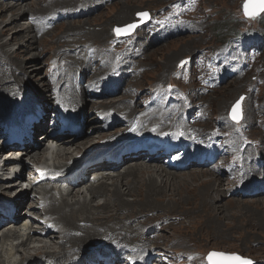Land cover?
I'll return each instance as SVG.
<instances>
[{
	"label": "bare ground",
	"instance_id": "obj_1",
	"mask_svg": "<svg viewBox=\"0 0 264 264\" xmlns=\"http://www.w3.org/2000/svg\"><path fill=\"white\" fill-rule=\"evenodd\" d=\"M54 1L56 2V6L59 5V7L67 8H55L50 13L44 12L42 14L33 10L29 11L32 8L29 6L30 0H0V11L3 13L7 12L6 15L12 14L4 29L0 28V32L3 34L0 36V124L4 123L9 115L12 116L19 112L31 110L36 105L41 107L39 113L43 116L48 115L51 111L60 114L66 108L73 110L78 108L84 110V112H88L89 110L94 115L99 112L111 114L113 122L106 127L105 131L98 132L95 130L92 132L89 128L88 134L78 141L70 139L60 143L59 150L56 154L52 155L51 161L54 165L64 168L71 160L77 162L80 160L79 157L90 159L94 154L107 150L109 146L116 147L121 145L120 148L124 150L121 162L124 164H121L122 166L117 165L115 170H108V174L102 177L104 179L97 184L98 186L91 185L85 181L79 187L72 189L67 196L61 193L60 190L58 191L59 187L57 184L45 185L43 188H41L42 186H37L36 188H41V190L35 191L34 195L33 193L31 195L22 192L17 193V190L12 191L15 188L14 184H11L3 177L1 181L3 185L0 187L5 190L2 193L12 191L11 194H4L12 199V204L20 209V212L17 214V222L15 224H6L0 230V264H79L90 258L87 256V251L90 249L124 252V254L119 253L115 255L117 264H130L129 257H131L132 261H135V264H163V260L168 255L164 253L165 248H167L166 244L160 241V238L162 239V234H160L161 229L157 230L162 224L151 223L147 217L145 219L139 217V215L144 213L142 210L138 215L128 214V220L120 216L123 210H127L131 206L124 200V196H137L136 191L140 189V183L137 182L138 179L144 180L146 177H150V180L148 179L150 186L144 191H149L151 195L157 194L158 196H162L164 195L163 187L166 186V183L168 185L171 184V181L174 182L172 178L176 176L180 177L178 176L179 174L185 173L184 175H188L191 179L194 177L193 180L200 182L202 178L205 177L206 179V176L209 177L213 174L215 178L210 177L207 182L208 184L202 185L206 190L202 194L199 193L201 197L200 201H206L207 196H210V192H225L224 196H221L225 198L228 197V193L231 191L232 196L235 198H239L241 195H234L233 192L236 188L228 184V180H231V178H228L223 171L219 170L218 165L217 168L206 169L207 172L202 170L194 172L193 169H197L198 166H188L185 169L174 170L164 163L158 162L157 159L146 161L143 158H131V155L135 152L139 154V152L145 153L147 151L152 157L159 156L153 149V145L155 144L154 139L163 135L164 138L184 142L186 154H189V157H194V150L201 151L200 149H202L215 157V163H219L226 151V149H222L221 147L224 138L218 135L217 132L220 125H216V134H213L205 126L204 121L198 119L197 110L205 101L204 97L206 95L195 97L190 91L187 94H170L163 97L162 91H159V88L157 89L156 87L149 88V95L147 96H144L145 90L139 92L138 88L135 89L134 93H130L129 87L134 82V74L140 72V67L138 66V62H136V59L141 58L140 53L137 54L131 51L119 53L115 57L113 53L119 51H114L113 48L107 50L101 47L99 50L101 52L100 56L96 58L88 56L86 52L90 47L96 48L95 43L88 41L94 35L96 29L87 28L86 22L74 27L67 26L76 20L90 17L95 11L108 5L110 1L115 0L78 1L73 7L71 6L77 0ZM54 7L51 6L50 0L46 6H42V11L44 9H53ZM156 11L157 13L160 12V10ZM130 14L128 12L122 14L123 20H119L118 18V24L126 23L124 19ZM157 16L158 14L154 15V20ZM25 17H28L27 21L22 22V19ZM178 18L186 19L187 17L178 16ZM3 20L5 19H2L0 22ZM49 20L52 21L49 23ZM190 20H194V18ZM66 21L68 23L64 26L66 31L65 41L61 44L62 48L54 51L48 60L54 63V82L51 83L47 78L41 79V76L34 79L41 68L38 64L43 53L35 55L31 53L33 45L31 47H24L22 45L23 48L21 50L11 51V54L8 51L11 41L25 42V44L32 41L37 45L38 39L48 36L50 29H54L58 24ZM20 23H23V28L20 26ZM87 23H90V21ZM18 25L21 27V30H14L15 34L13 38L9 39V41L1 40L6 35L4 34L6 31L15 29L13 27ZM50 25L52 27H49ZM182 27L183 29L180 32H183L186 27L196 29L195 25H182ZM175 28L177 27L171 26L168 29L172 30ZM199 31V28L194 32L189 31L188 36L196 37ZM29 32H33L35 35L28 34ZM107 32L110 34V31H107V28H105L96 37L100 39L102 37L105 38L109 35ZM170 33L171 31H167V29H154L152 33L147 32L144 35H137L136 33L135 39L131 43L135 46L139 40L141 51H146L151 45L166 40ZM162 35H166L163 40L161 38ZM147 42H149L148 45ZM240 45L227 46L226 50L222 52L221 56L223 58L229 56L230 59L220 70L218 80H227L226 83L240 81L237 74L242 69V65L236 60V52H243ZM186 48H191V45L186 46ZM33 50L38 51L36 48ZM28 53L32 56L31 62L34 63L32 66L29 65V62H26ZM11 57L17 58V63ZM143 60L144 58L141 61ZM167 67L168 65L165 66V68ZM75 68L81 71L82 76L85 77V83L83 81L79 82L76 79V76H74ZM168 68H171V64ZM28 69L33 70L30 75H28ZM36 80L39 82L36 83ZM130 80L131 84L128 85ZM170 85L166 88H169ZM106 90L109 93H112L110 91H113V93L116 91L115 96L110 97V95H105L104 91ZM91 93H94L92 97ZM98 94L101 95L100 98L96 97ZM152 97L154 98L153 105L145 102ZM90 113L88 112L84 117L85 120L87 119V123L96 120L94 117L88 118V114ZM248 115H250L248 112L245 113V117H248ZM48 116L50 117V114ZM100 119L103 121L102 118ZM115 119H117L116 122ZM223 121L225 120L223 119ZM135 124H137L136 129L134 128ZM94 128L97 127L95 126ZM41 129H43V126ZM134 129L136 130L135 135H131L130 132ZM1 130H3L2 127H0V132ZM181 132L183 133L182 136L180 135ZM90 136L93 139L97 137L99 141L104 139V141L102 143H97V141L92 146V150L89 149V151L83 154L84 150L89 147L86 142L81 140H84L86 137L89 139L91 138ZM41 139L35 142V145H39V148L29 147L25 150V157L20 162L23 168V178H26L28 175L38 178L35 175L34 167L25 163V160L41 162L44 156L47 155L49 149L46 147V144L39 143ZM93 139L91 141H94ZM2 140L3 135L0 133V142ZM53 141L59 142L56 139ZM233 146L234 142H231L230 146L227 147L233 148ZM1 147L2 150L6 149L4 145H1ZM217 148L222 151L217 153L219 150ZM78 149L81 150L76 152ZM15 153H19V151ZM242 158L245 173L239 186L245 187L244 184H251L260 178L263 180V145L256 148L255 152L246 150ZM13 160L14 158H10L8 160L9 164ZM104 169L97 168L93 170L90 168L91 172L94 173L92 175H101ZM8 175L7 169L5 176ZM157 176L159 177L158 181L156 180ZM255 176L258 177L254 178ZM113 179H117L116 182L119 184L124 183L125 186L123 184L124 187L116 185L115 188L109 189V184L105 181ZM214 180L216 183H214ZM217 182L219 183L218 185ZM136 184V187H132ZM143 185L145 186V184ZM172 186L177 188L175 183ZM84 190L91 195L92 200H95L100 195L105 196V194H107V198L105 201L102 200L103 202L100 204H96L92 200L88 202L87 198H83L82 196ZM56 192L58 193L56 194ZM246 192H251V195L245 194V196H249L250 198L261 200L264 196V193L254 184H252V189ZM131 193L132 195H130ZM36 194L37 196L41 195L44 197L45 206L48 208L46 214L40 212L39 205L41 200L35 196ZM19 198L24 199L22 202H19ZM114 198L117 199L119 204L113 206L111 202ZM109 206L112 209H109ZM211 208L213 210L217 209L213 206ZM25 210H28V213H25ZM113 211H116V213H113ZM30 214L41 218L47 214L55 215L57 216V224L62 225L65 231L60 233L55 230H47L49 234L46 235L44 233L46 230L45 221L43 223L34 220ZM84 215L88 216L84 217ZM80 217L84 219H80ZM75 218L78 220L77 223L74 222ZM30 219V224H27ZM125 221L130 223L131 226H128ZM137 226L138 232H136ZM141 226L143 231L140 233L139 229ZM33 228L36 230L43 229L44 231L37 233V231H33ZM37 243L40 245L37 246ZM19 248H23L24 252L27 253V256L23 257V260L16 259V256L20 254ZM164 264L166 263L164 262ZM191 264H197V261H192Z\"/></svg>",
	"mask_w": 264,
	"mask_h": 264
},
{
	"label": "rangeland",
	"instance_id": "obj_2",
	"mask_svg": "<svg viewBox=\"0 0 264 264\" xmlns=\"http://www.w3.org/2000/svg\"><path fill=\"white\" fill-rule=\"evenodd\" d=\"M49 1L30 0L29 6L32 8L29 11L33 10L43 14L44 12L50 13L55 8H67L59 7V5L56 6V2L51 0V6L55 7L42 11V6H46ZM78 1L87 2L90 0H77L71 7ZM244 2L245 0H115L110 1L108 5L95 11L90 17L76 20L67 26L74 27L86 22L88 25L86 26L87 28L92 30L96 29L94 35L88 40L96 44L95 49L88 51V55H92L91 57H95V50H100L101 47L107 50L113 48L114 51H119L120 53L134 51V53L141 54V58L136 59L140 67V72L134 74V82L132 84L131 80L128 83V85L131 84L129 87L130 93H134L135 89L138 88L139 92L145 90L144 96H147L149 95V88L156 87L157 89L159 88V91H162L163 97L170 94H187L190 91L195 97L206 95L204 97L205 101L197 110L198 119L203 120L205 126L213 134H216V125H220L217 132L218 135L224 138L221 147L222 149H226V151L225 155H222L219 163H216L214 166L198 167L193 170L194 172L201 170L207 172L206 169L217 168L218 165V169L223 171L228 178H231V180H228V184L236 188L233 192L234 195L240 194L241 196L235 198L232 196L231 191L228 193V197L225 198L221 197L222 195L224 196L225 192H210V196H207L206 201H200V194L206 190L203 186L208 184L207 182L210 177L215 178L212 173L211 176H206V179L205 177L202 178L201 182L193 180L194 177L192 179L191 177L189 178L188 175H184L185 173L179 174L178 176L180 177L176 176L177 178H172L174 182H170L172 185L175 183L177 188H174L171 184L167 185V183L163 187L165 196H158L157 194L151 195L149 191L145 192L144 190H147L148 186H150L148 184L150 177H146L147 180L138 179L137 182L140 183V189L136 191V197L124 196V200L131 206L127 210H123L120 214L121 217L128 220V214L138 215L142 210L144 213L139 215V217L143 219L147 217L151 223L162 224L157 230L161 229L160 234H162V239L160 238V241L165 243L167 247H164V253L173 255L174 253L172 251H178L175 254L176 258L179 257V254H197L198 257L202 256L201 264H206L205 256L201 253L202 251L204 253H221L228 257L238 255L241 260L252 258L257 264H264V196L261 200L245 196L246 190H248L247 187H252V184L257 186L263 185L264 179L261 180L260 178L251 184H244L245 187L239 186L245 173L242 161L244 152L246 150L255 152L256 148L261 145L264 147V89L263 86L260 90L258 89V80H263L264 82V15L254 19L245 18L242 11ZM156 10H160V12L157 13ZM145 11L150 12L151 16L156 14L158 16L155 20L153 17L151 19L152 22L150 21V23L137 30V35H144L147 32L152 33L154 29H167L171 33L166 40H163L166 35H162L161 38L163 41L161 40V43H156L151 45L148 50L141 51L139 40L135 46L131 43L135 35L127 39H119L115 36L113 29L115 27H124L137 21V13ZM125 12L131 13L124 19L126 23L118 24V18L119 20H123L122 14H125ZM6 14L7 12L3 13L0 11V21L5 19L2 21L3 23L0 22V28L2 29H4V26L12 16L11 13ZM178 16H185L187 18L182 19L178 18ZM192 18L194 20H190ZM27 19L28 17L23 18L22 22H26ZM88 21L90 23H87ZM67 23V21L62 22L54 29H50L48 36L43 39H38L39 42L37 45L32 41H29V43L26 42L27 44H25V42L20 43V41L16 42L12 40L11 46L7 49L12 54L11 51L21 50L23 48L22 45L24 47H31L33 45L34 47H31V53L35 55L43 53L38 64L41 68L34 79L40 78L41 76V79L47 78L49 81H52L54 79V67L53 63L48 60L54 51L62 48L61 44L65 41L66 31L64 26ZM182 25H195L196 29L199 28L200 31L196 37L188 36L189 31L194 32L196 29L186 27L183 32H180L183 29ZM20 26L23 28V23H20ZM20 26H15L13 27L15 29L6 31L4 33L6 35L1 40L9 41L15 34L13 32L14 30H21ZM171 26L177 28L172 30L168 29ZM105 28H107V31H110V34L107 32L109 35L105 38L102 37L104 38L103 40L102 38H97L96 35L102 33ZM28 34L35 35L33 32H29ZM1 35L3 34L0 32ZM114 37L118 39L117 43H120L122 50L119 46L115 45L114 40H112ZM108 44L110 48L107 46ZM148 44L149 42H147ZM243 44L245 45L243 46ZM189 45H191V48H186ZM235 45H240V48L243 49L242 53H239V51L236 52V60L242 65V69L237 74L240 81L226 83L227 80H218L219 74H214L216 71L214 67L217 63L220 73L224 64L230 59L229 56L223 58L221 56L222 52L226 50L227 46L231 47ZM34 48L38 49V51L33 50ZM187 49L188 51H186ZM28 54L26 56V62H29V65L32 66L34 64L31 62L32 56L30 54L28 56ZM256 54L260 55L256 58ZM11 58H14L17 63V58ZM143 58L144 60L141 61ZM23 59L25 58L23 57ZM250 59H253V62L256 64L251 65ZM170 64L171 68H168ZM166 65H168L167 68H165ZM28 70V75H30L33 70ZM75 76L79 82L83 81V76L77 68H75ZM38 82L36 80V83ZM168 85H170L169 88H166ZM104 92V94H108V91ZM93 95L94 93H91V96ZM241 97L245 98L244 119L240 123H234L230 120V110L232 105ZM145 102H151L153 104L154 98H151V101ZM88 112L90 113L89 110ZM88 112L85 111L84 116ZM247 112L250 115L245 117V113ZM99 116L92 117L97 118ZM93 125L98 127L103 126L100 122H94ZM87 138L81 140L86 142L89 147L84 150L83 154L89 151V149L92 150V146L97 141V143L104 141V139L99 141L97 137L94 139L93 137ZM92 139L94 141H91ZM231 142H234L233 148L227 147L230 146ZM41 144H46L47 147V143ZM191 144L193 143L191 142ZM80 150L78 149L76 152ZM220 151L222 150L219 149L217 153ZM150 165L157 166L155 164ZM256 177L258 176L254 178ZM158 178L157 176V181ZM116 181L117 179H113L106 180L105 182L109 184V189L115 188L116 185L120 187L125 186L124 183H122L123 186ZM159 182L161 181L159 180ZM214 183H216L215 180ZM1 185L3 183H0ZM136 186L137 184L132 187ZM2 191L0 190V197H8L4 193L11 194L12 192L7 191L2 193ZM82 196L83 198L86 197L88 202L92 200L91 195L85 190ZM106 198L107 194L105 196L100 195L92 201L100 204ZM111 203L113 206L119 204L116 198ZM211 206L217 209L213 210ZM109 209H112V207L109 206ZM17 212H20V209L17 208ZM25 213H28V211L25 210ZM113 213H116V211H113ZM86 216L88 215H84V217ZM80 219L84 218L80 217ZM74 222H78L77 218H75ZM125 222L128 226H131L127 221ZM33 229V231H36L35 228ZM64 230L60 226L59 232H63ZM139 231L140 233L143 231L142 226ZM136 232H138V226L136 227ZM36 245L39 246L40 244L37 243ZM19 251L20 254L16 256V259L23 260V257L27 256V253L24 252L23 248H19ZM87 252V256L89 257L96 255V252L99 253L98 250L96 251L94 249H90ZM116 252L122 253L117 250ZM109 254H115V252L111 250L101 255ZM217 260L220 261L219 258ZM176 261L169 258L166 260V263L179 264Z\"/></svg>",
	"mask_w": 264,
	"mask_h": 264
},
{
	"label": "snow or ice",
	"instance_id": "obj_3",
	"mask_svg": "<svg viewBox=\"0 0 264 264\" xmlns=\"http://www.w3.org/2000/svg\"><path fill=\"white\" fill-rule=\"evenodd\" d=\"M247 5H246V15L250 16V17H254L256 12L255 10L253 11H247ZM264 10V9H262ZM138 16L140 17L141 23L146 22L150 16L149 13L146 12H141L138 13ZM159 23V22H158ZM139 25L136 23L133 24H129L123 28L117 27L116 29H114L117 37L121 36V35H126V34H130L131 32H133ZM185 63V62H182ZM243 100V97H241V101ZM241 101H237V103L234 105L232 112H231V118L233 121L239 123L240 119H241ZM180 135L182 136L183 133L181 132ZM217 258L225 261V262H231V261H238L239 264H251L250 261L247 260H241L240 257L238 256H224V254L221 253H210L208 256L209 261L211 262V264H217ZM129 261L130 264H135V261H132L131 257H129Z\"/></svg>",
	"mask_w": 264,
	"mask_h": 264
},
{
	"label": "water",
	"instance_id": "obj_4",
	"mask_svg": "<svg viewBox=\"0 0 264 264\" xmlns=\"http://www.w3.org/2000/svg\"><path fill=\"white\" fill-rule=\"evenodd\" d=\"M246 5L248 6L247 7V11L255 10L256 14H255L254 17H259V16H261L264 13V10H262V9H264V0H247L245 2V4H244V13H245V15H246ZM246 16L250 17L248 15H246ZM239 101H241V99ZM243 103H244V98L241 101V119H240V121L243 119ZM230 117H231V114H230ZM250 262H251V264H255L253 261H250ZM210 264H211V262H210ZM217 264H239V262L238 261H236V262H225V261L220 259V261L217 260Z\"/></svg>",
	"mask_w": 264,
	"mask_h": 264
}]
</instances>
